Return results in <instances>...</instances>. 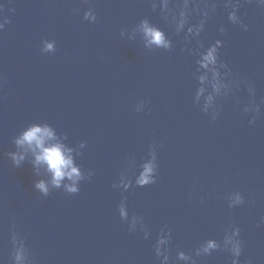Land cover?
Instances as JSON below:
<instances>
[{
  "label": "water",
  "instance_id": "1",
  "mask_svg": "<svg viewBox=\"0 0 264 264\" xmlns=\"http://www.w3.org/2000/svg\"><path fill=\"white\" fill-rule=\"evenodd\" d=\"M161 3L0 0V264H10L13 224L33 264H160L153 244L167 228L168 264H183L174 261L178 250L222 240L229 224L241 230L242 264H264V7L240 0L247 30L228 21L223 0L206 20L201 39L224 41L220 59L241 83L231 94L221 89L205 114L203 97L199 104L194 97L196 56L153 9ZM146 19L173 39L172 50L148 44ZM198 19L194 13L191 22ZM45 40L55 41V51H41ZM250 101L261 107L252 124L243 112ZM33 123L49 125L73 149L85 177L78 193L34 189L49 173L14 143ZM154 144L157 182L137 187ZM10 152L24 156L20 167ZM121 179L131 181L127 190L113 187ZM236 191L245 203L229 208ZM122 199L129 220L143 216L148 239L121 220ZM230 257L218 249L197 264H231Z\"/></svg>",
  "mask_w": 264,
  "mask_h": 264
},
{
  "label": "clouds",
  "instance_id": "2",
  "mask_svg": "<svg viewBox=\"0 0 264 264\" xmlns=\"http://www.w3.org/2000/svg\"><path fill=\"white\" fill-rule=\"evenodd\" d=\"M252 2V0H248ZM255 3L264 7V0H255ZM155 10L159 7L160 12L165 16L169 23L174 27L175 34L179 36L183 33L185 48L196 56L195 64V80L197 86L195 88V102L199 104L201 97L204 99V107L201 109L207 114V109L212 100L220 97L221 89L225 93H232L234 88L238 89L241 81L233 76L232 70L227 62L220 59V48L223 46L224 41L215 39L214 42L205 46L204 41L201 39V34L205 29V22L209 16L214 13L218 7V0H163L160 5L153 4ZM223 8L227 11L228 21L233 25H239L244 30H247L248 25L245 24L239 14L240 0H223ZM196 14L199 19L197 22H191L193 14ZM96 17L93 16V19ZM84 19H89L88 12H85ZM143 31L147 37V42L150 45H155L158 48L165 50H172L174 47L173 39L165 32L164 29L155 24H150L146 19L142 22ZM226 29L221 26L220 33H224ZM195 41L196 47L189 48L188 45ZM42 52L48 53L55 51V41H43ZM247 85L248 92L254 96L255 86L252 84ZM146 102V101H143ZM264 103V101H261ZM142 111V109H135ZM261 111L260 104L249 102L244 113H252L249 123L255 122L257 115ZM218 114L211 116L214 121ZM14 143L19 147H26L27 150L32 151L35 155V163L43 164L49 173V180L43 179L34 180L33 187L42 196H48L51 189H63L68 194L78 193L80 187L78 182L83 180V176L79 165L74 161L73 149L62 143L57 137L54 129L47 124L33 123L24 128L15 138ZM86 142L83 141L81 146ZM157 145L150 146L148 151L149 158L142 164L141 170L135 180L137 187H143L157 182L158 161H157ZM13 165L20 167L24 156L18 155L16 152H10ZM92 170L89 171L88 177L91 178ZM67 181V182H66ZM123 179L119 184L114 183L113 187L117 188L123 185L125 190L129 187ZM245 203V198L240 191H236L235 199L229 202V208H235ZM118 212L121 220L128 222L130 231H136L137 226L143 232L144 238H149V231L144 223L142 215L133 214L129 220V211L125 199L120 201L118 205ZM260 223H264V217H261ZM240 228L234 224H229L225 230L222 240L216 238H207L203 240L198 247L194 250L185 251L183 249L176 252L174 261H182L183 264H197V258L210 255L213 251L223 249L231 253V264H242L240 257L243 251V241L240 238ZM172 239L171 229H161L158 234L153 248L156 257L160 260V264H168L170 260V241ZM11 253L10 264H33L28 247L25 243L24 237L15 230V224L12 225L10 234ZM247 264H251L248 261Z\"/></svg>",
  "mask_w": 264,
  "mask_h": 264
}]
</instances>
